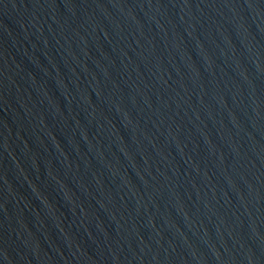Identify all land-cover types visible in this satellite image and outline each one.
I'll list each match as a JSON object with an SVG mask.
<instances>
[{
  "label": "water",
  "instance_id": "1",
  "mask_svg": "<svg viewBox=\"0 0 264 264\" xmlns=\"http://www.w3.org/2000/svg\"><path fill=\"white\" fill-rule=\"evenodd\" d=\"M0 264H264V0H0Z\"/></svg>",
  "mask_w": 264,
  "mask_h": 264
}]
</instances>
